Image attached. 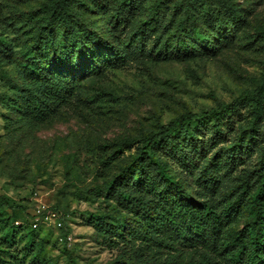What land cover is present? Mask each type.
<instances>
[{"label": "rangeland", "instance_id": "374dc122", "mask_svg": "<svg viewBox=\"0 0 264 264\" xmlns=\"http://www.w3.org/2000/svg\"><path fill=\"white\" fill-rule=\"evenodd\" d=\"M48 1L0 0V39L9 45L0 53V196L25 207L23 212L0 207V215L18 230L12 244L0 239V264H163L164 252L132 235L138 229L135 215H127L106 196L107 183L131 162L141 136L182 114L231 103L257 87L264 77V0H229L239 17L226 16L228 21L215 17L224 12L215 2L192 0L204 38L195 36L193 28L178 33L182 11L175 8L177 0H168L149 25L146 19L155 0H69L72 25L80 30L79 45L53 48L61 59L51 55L38 67L46 77L67 76L75 90L63 92L45 118L36 120L26 103L27 96L37 95L36 86L25 79L22 63L25 53L32 48L37 52L34 38ZM209 15L215 18L209 21ZM91 30L99 40L88 34ZM71 32L57 25L54 43ZM42 55L37 52L38 63ZM242 111L217 144L205 143L204 154L195 150L198 165L217 176L214 189L190 185L185 177L192 173L177 156L165 152L174 177L219 208L238 197L247 171H262L252 177L253 185L264 175V119L248 151L238 157L234 146L238 128L248 125V110ZM207 127L199 138L209 140ZM127 137L137 140L134 147L114 155L108 145ZM163 186L157 178L150 192L137 191L149 199L151 214L162 211L158 202L164 198ZM168 195L177 192L170 189ZM250 201L246 198L236 215L231 213L236 229L245 224ZM39 205L56 218L34 215ZM26 211L37 227L26 219ZM114 214L122 219L121 226L113 222ZM103 218L109 228L97 224L96 219ZM3 230L0 224V236ZM28 231L34 241L26 252ZM66 232L71 239L65 241ZM203 256L200 249L189 250L180 263L196 264Z\"/></svg>", "mask_w": 264, "mask_h": 264}, {"label": "trees", "instance_id": "16d2710c", "mask_svg": "<svg viewBox=\"0 0 264 264\" xmlns=\"http://www.w3.org/2000/svg\"><path fill=\"white\" fill-rule=\"evenodd\" d=\"M167 1H154L148 19H146L147 25L157 20ZM207 1L210 5L215 2L218 8L224 11L215 16L221 21H228L226 16L239 17L238 10L229 0ZM191 2L192 0L175 2V8L182 11V16L177 22L178 33H184L193 28L195 36L204 38L206 33L196 24L197 13L192 9ZM44 9L46 14L42 23L37 27L34 38L37 52L43 54L41 63L36 61L37 52L34 48L25 53V61L22 63L25 79L36 86L37 95L26 97L30 114L36 120L45 118L46 114L52 110V104L60 98L63 92L72 93L75 90V84L70 82L67 76L54 73L46 77L38 65H46L45 62L51 55L53 59H61V56L53 53L55 47L59 49L77 48L79 45L77 37L80 32L72 25L73 17L70 14L69 0H49L45 3ZM215 17L209 15L207 20L210 21ZM59 24L70 27L72 32L64 33L54 43L52 32H55ZM116 26H119V23H116ZM88 34L96 40L100 38L96 31L91 30ZM144 37V33L139 35V41L142 42ZM130 41L134 42V36L130 37ZM137 48L139 52L140 46L137 45ZM8 50L9 45L0 39V53ZM242 108L248 110V125L238 128L237 140L234 144L238 157H241L242 152L249 150L252 140L259 133V124L264 119V77L257 87L244 91L231 103H219L205 113L182 114L157 132L141 136L138 139L136 155L131 162L107 183L106 196L116 201L127 215H135L138 229L132 231V235L135 238H141L149 247L164 252L167 260L163 264H181L180 261L185 258L187 251L197 249H200L204 256L196 264H264V175L254 185L251 181L255 174H262L261 169L257 172L254 169L243 174L238 197L219 208L218 205L197 197L186 187V184L177 180L168 165V160L165 159L166 151L173 153L192 173L191 177H185L190 185L198 184L199 187L202 186L208 190L214 189L217 176L213 171L209 172L207 166L198 165L195 150L204 154L205 143L209 142L213 146L221 140L220 138L225 137V130L230 127L232 120L242 116ZM209 122L211 125L207 127ZM204 127L209 128V140L204 137L199 138L200 135L203 136L200 133H203ZM136 141L134 138L127 137L108 146L113 148L114 155H118L133 148ZM263 162L264 159L260 163L261 168L264 167ZM157 178L164 182L162 188L164 198L158 202L162 211L158 214H151L149 199L138 195L137 191L150 192L154 189ZM170 189L176 191L177 195L174 197L168 195ZM248 197L251 200L249 215L246 216L243 227L236 229L232 226L234 218L231 213L236 215V209ZM0 207L25 211V207L10 204L4 196H0ZM25 215L30 221V214L26 211ZM113 219V222L118 223L117 226H121L122 219L119 215L114 214ZM96 221L100 228H109L107 218L96 219ZM30 222L33 224L32 221ZM15 223L20 224V221L16 219ZM0 224L4 228L0 236L1 243L12 244L18 232L17 227L11 225L9 218L3 215H0ZM19 228L21 229L22 225ZM118 234L121 235L122 231L120 230ZM27 236L29 239L26 241V252L29 251L34 241L32 231H28ZM68 236L66 232L63 239L66 241ZM3 250L0 245V256ZM65 253L72 260L71 253L68 250H65Z\"/></svg>", "mask_w": 264, "mask_h": 264}, {"label": "built area", "instance_id": "2783aa9c", "mask_svg": "<svg viewBox=\"0 0 264 264\" xmlns=\"http://www.w3.org/2000/svg\"><path fill=\"white\" fill-rule=\"evenodd\" d=\"M34 215L38 217H42L44 220H51L56 218V213H51V212L46 213V208L45 207L42 208L40 205L38 206V209ZM58 225L61 226L62 223L59 221ZM34 226L35 227L38 226L37 221L34 222ZM67 238L71 239V237H67Z\"/></svg>", "mask_w": 264, "mask_h": 264}]
</instances>
